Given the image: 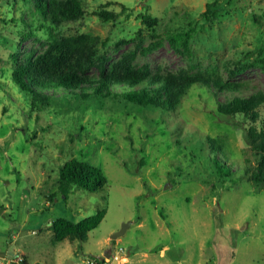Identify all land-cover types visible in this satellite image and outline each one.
Instances as JSON below:
<instances>
[{"label":"rangeland","instance_id":"374dc122","mask_svg":"<svg viewBox=\"0 0 264 264\" xmlns=\"http://www.w3.org/2000/svg\"><path fill=\"white\" fill-rule=\"evenodd\" d=\"M103 3L118 16L96 14ZM82 4V17L52 25L31 18L22 0H0V248L7 257L23 254L27 264H89L105 251L107 264H264V186L245 176L217 178L205 158L212 136L233 148L235 168L254 162L248 130L262 127L264 104L256 121L215 109L229 95L264 92V0ZM144 13L157 21L144 23ZM51 30L97 36L98 54L110 61L135 50V65L147 63L153 72L216 68L245 86L216 95L195 86L176 110L164 112L109 97L81 100L60 88L49 105L34 107L12 69L46 49ZM186 31L190 50L176 49L169 35ZM88 73L98 75L97 64ZM72 157L101 166L107 182L97 191L68 184L65 197L60 168ZM101 208L104 218L83 241L54 238L55 218L77 221ZM124 223V233L111 238ZM116 254L126 260L113 262Z\"/></svg>","mask_w":264,"mask_h":264},{"label":"trees","instance_id":"16d2710c","mask_svg":"<svg viewBox=\"0 0 264 264\" xmlns=\"http://www.w3.org/2000/svg\"><path fill=\"white\" fill-rule=\"evenodd\" d=\"M30 10L31 18L43 24L58 25L69 19H79L85 14L82 0H22ZM13 5V4H12ZM96 11L103 19H114L119 13L105 8ZM126 5H123V9ZM26 9L22 10L21 19L26 22ZM141 19L149 25L157 19L149 14H141ZM29 22H33L30 20ZM28 27L32 25H27ZM169 41L176 49L189 51L190 31L169 35ZM98 37L89 33L64 35L52 31L46 49L37 54L29 53L25 60L18 62L12 69V78L22 91L31 96L32 106L45 107L50 104V96L55 95V89L66 90L72 97L81 100L112 98L120 102L136 105L140 108L174 111L190 90L199 86L206 93L236 91L245 86L240 81L223 78L216 68L201 72L179 71L153 72L149 64L135 65L136 51L123 52L122 56L110 61L105 55L98 54ZM157 44L144 47V52ZM109 61V63H107ZM107 63V64H106ZM98 75H89L88 70L96 65ZM250 62L236 65L229 69L231 76L244 72ZM120 86L123 89L112 87ZM264 104V92L253 91L247 95L233 94L223 100H217L216 113L224 116L242 114L256 121L259 117V107ZM32 108V107H31ZM250 149L254 162L249 160L237 164L235 152L221 137L207 136L208 152L206 160L210 162L217 178H229L237 181L241 176L255 186H264V123L262 127L251 126L248 130ZM236 172L238 175L236 176ZM233 176L235 178H233ZM59 188L68 190V184L75 183L89 191L99 190L107 176L101 166L87 160L72 157L60 168ZM53 195L50 196V199ZM106 214V208L99 209L95 214L80 220L67 217H57L52 221L54 238L83 241L88 233L95 229ZM24 264H27L26 260Z\"/></svg>","mask_w":264,"mask_h":264},{"label":"built area","instance_id":"2783aa9c","mask_svg":"<svg viewBox=\"0 0 264 264\" xmlns=\"http://www.w3.org/2000/svg\"><path fill=\"white\" fill-rule=\"evenodd\" d=\"M109 260L104 256L93 257L88 260L89 264H107ZM25 257L23 254H17L14 257H0V264H24Z\"/></svg>","mask_w":264,"mask_h":264},{"label":"water","instance_id":"95a60500","mask_svg":"<svg viewBox=\"0 0 264 264\" xmlns=\"http://www.w3.org/2000/svg\"><path fill=\"white\" fill-rule=\"evenodd\" d=\"M128 224H123L122 227L120 229H118L116 232H114L113 234H111V238H116L118 237L119 235H121L122 233H124L125 229H126V226ZM102 256L104 257H110L111 256V253L109 251H105Z\"/></svg>","mask_w":264,"mask_h":264},{"label":"crops","instance_id":"0c3cea01","mask_svg":"<svg viewBox=\"0 0 264 264\" xmlns=\"http://www.w3.org/2000/svg\"><path fill=\"white\" fill-rule=\"evenodd\" d=\"M7 254L10 255V254H9V251H8L7 249H5V247L0 248V257H7V256H8ZM100 256H102V254H101ZM121 256H122L121 254H116V255L114 256L113 262H116V261H117V258H118V257H121ZM24 257H25V256H24ZM25 260H26V262H27L26 257H25Z\"/></svg>","mask_w":264,"mask_h":264},{"label":"bare ground","instance_id":"6f19581e","mask_svg":"<svg viewBox=\"0 0 264 264\" xmlns=\"http://www.w3.org/2000/svg\"><path fill=\"white\" fill-rule=\"evenodd\" d=\"M120 260H122V261H123V260H126V257L121 256V257H120Z\"/></svg>","mask_w":264,"mask_h":264}]
</instances>
